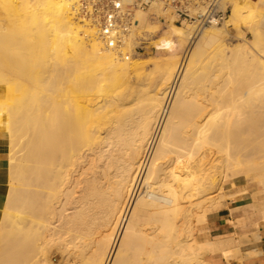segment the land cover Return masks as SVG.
<instances>
[{
  "label": "bare ground",
  "instance_id": "6f19581e",
  "mask_svg": "<svg viewBox=\"0 0 264 264\" xmlns=\"http://www.w3.org/2000/svg\"><path fill=\"white\" fill-rule=\"evenodd\" d=\"M252 1L221 0L229 20L184 55L196 27L159 2L109 48L77 0H0V264H208L209 214L248 192L264 231V12ZM141 36L158 60L146 89L132 80L147 72L133 56Z\"/></svg>",
  "mask_w": 264,
  "mask_h": 264
},
{
  "label": "crops",
  "instance_id": "0c3cea01",
  "mask_svg": "<svg viewBox=\"0 0 264 264\" xmlns=\"http://www.w3.org/2000/svg\"><path fill=\"white\" fill-rule=\"evenodd\" d=\"M8 143V137L0 134V219L10 178ZM250 198L248 192L226 201L221 209L209 214V236L217 240L219 249L206 256L208 264H264V231L253 226L254 218H250L246 209Z\"/></svg>",
  "mask_w": 264,
  "mask_h": 264
},
{
  "label": "built area",
  "instance_id": "2783aa9c",
  "mask_svg": "<svg viewBox=\"0 0 264 264\" xmlns=\"http://www.w3.org/2000/svg\"><path fill=\"white\" fill-rule=\"evenodd\" d=\"M154 2L162 3L173 10L175 15L195 25L197 31L227 20L228 11L222 10L221 0H206L205 12L196 11L194 0H77L78 16L91 20L99 30V36L105 46L118 47L123 34L134 25L135 10L146 11Z\"/></svg>",
  "mask_w": 264,
  "mask_h": 264
},
{
  "label": "rangeland",
  "instance_id": "374dc122",
  "mask_svg": "<svg viewBox=\"0 0 264 264\" xmlns=\"http://www.w3.org/2000/svg\"><path fill=\"white\" fill-rule=\"evenodd\" d=\"M252 5V12L255 13V12H259V16L262 15V13L264 12V9L262 6H260V4L258 2H256L255 0L252 1L251 3ZM224 11H228L227 13V21L229 20V16L231 14V8L230 6L226 7L225 9H222ZM148 11V10H146ZM171 12L173 13V15L175 16L176 18V25H182L183 23H190V22H183V20L179 19L176 15H175V12L173 10H171ZM261 18L256 19V21H260ZM150 21L151 22H156L157 19L155 16H150ZM258 24V23H257ZM159 28H158V33L155 37H159L161 36L164 31H165V26L164 24H160L159 23ZM195 26V25H194ZM202 30L200 31H197V29L195 30L194 32V37H193V40H191V42L188 44V46H186V49H185V52H184V55L185 54H188L190 53H193L194 49H195V44L194 42L196 41V37L201 33ZM245 39L247 41H252L253 40V34L250 32V31H246L245 32ZM155 40V38L152 36H141L140 39H138L137 42V45H136V49L134 50V53H133V56L136 60L140 61L141 63H143L145 65V68L147 70V72H145L141 78L139 79H135V78H132V80H135L133 82L137 83V85H135V87H137L138 89H143L145 87H150V86H153L154 84L152 83V71H153V63L155 61H158L157 60V57H155L152 53V46H151V43ZM239 42V39L236 37V34L235 32L233 31L230 35H228L226 37V44L229 48H232L234 47L237 43ZM211 66H212V71H215L216 70V63L215 62H211ZM205 87L203 84H201L198 81L194 82L193 84L190 85V90H204ZM260 141L259 143V147L260 149L264 152V141L262 140H258ZM256 143L257 142H253V141H248L247 144H251V148L250 149H253V150H257L256 148ZM260 151V150H259ZM261 152V151H260ZM9 164H10V161H9ZM245 186L246 183H243L241 184L240 186ZM238 186V187H240ZM238 187H235V188H238ZM235 188H231L230 186H227L226 188V191H225V194H229L231 192L234 191ZM252 189V188H250ZM253 190V189H252ZM226 199L228 198H225L224 202L226 203Z\"/></svg>",
  "mask_w": 264,
  "mask_h": 264
}]
</instances>
